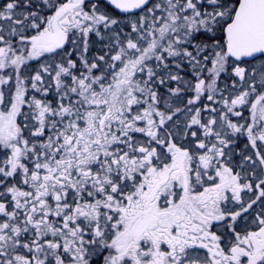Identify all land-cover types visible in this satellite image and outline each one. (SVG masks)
I'll return each mask as SVG.
<instances>
[{
  "label": "snow or ice",
  "instance_id": "1",
  "mask_svg": "<svg viewBox=\"0 0 264 264\" xmlns=\"http://www.w3.org/2000/svg\"><path fill=\"white\" fill-rule=\"evenodd\" d=\"M0 264H264V0H0Z\"/></svg>",
  "mask_w": 264,
  "mask_h": 264
},
{
  "label": "rangeland",
  "instance_id": "2",
  "mask_svg": "<svg viewBox=\"0 0 264 264\" xmlns=\"http://www.w3.org/2000/svg\"><path fill=\"white\" fill-rule=\"evenodd\" d=\"M243 143V142H242ZM242 143H240V147L242 148L243 146H244V143L242 144Z\"/></svg>",
  "mask_w": 264,
  "mask_h": 264
},
{
  "label": "flooded vegetation",
  "instance_id": "3",
  "mask_svg": "<svg viewBox=\"0 0 264 264\" xmlns=\"http://www.w3.org/2000/svg\"><path fill=\"white\" fill-rule=\"evenodd\" d=\"M242 142H243V141H242ZM242 142H241V143H242ZM242 144H243V143H242Z\"/></svg>",
  "mask_w": 264,
  "mask_h": 264
}]
</instances>
